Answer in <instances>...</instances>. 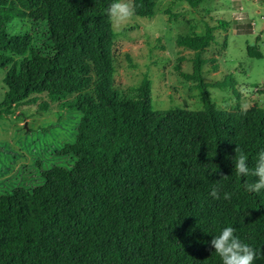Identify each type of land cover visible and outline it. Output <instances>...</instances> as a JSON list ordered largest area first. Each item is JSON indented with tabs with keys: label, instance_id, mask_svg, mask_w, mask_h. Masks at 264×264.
Listing matches in <instances>:
<instances>
[{
	"label": "trees",
	"instance_id": "trees-1",
	"mask_svg": "<svg viewBox=\"0 0 264 264\" xmlns=\"http://www.w3.org/2000/svg\"><path fill=\"white\" fill-rule=\"evenodd\" d=\"M158 1L134 0L135 15L153 18ZM184 1L196 7L203 0ZM110 3L0 0L7 88L0 107L46 95L81 114L74 141L56 153L73 158L70 168L42 169L44 182L32 190L0 194V264H221L210 241L227 226L256 250L254 264H264V193H246L244 178L233 172L236 148L250 168L264 149V109L226 113L212 103L202 57L216 42L210 25L202 36L177 41L195 53L193 73L181 75L197 83L203 111H156L147 80L137 99L119 100L111 87ZM21 10L46 27L49 40L41 47L26 32H9ZM248 52L263 58L253 47ZM92 66L96 94L81 95ZM213 188L221 199L210 195ZM225 191L231 200H223Z\"/></svg>",
	"mask_w": 264,
	"mask_h": 264
},
{
	"label": "rangeland",
	"instance_id": "rangeland-1",
	"mask_svg": "<svg viewBox=\"0 0 264 264\" xmlns=\"http://www.w3.org/2000/svg\"><path fill=\"white\" fill-rule=\"evenodd\" d=\"M126 2L134 9V0ZM21 11L24 15L9 24V32H26L33 46L41 47L49 40L46 27L31 20L27 10ZM111 25L115 33L111 87L119 100L137 99L139 87L147 80L156 111H203L197 83L181 75L193 73L195 53L177 41L181 36H202L210 25L216 42L202 57L212 103L226 113L256 105L264 109V0H203L196 7L184 0H160L153 18L134 13L124 21L112 20ZM249 47L259 50L263 58L251 57ZM5 74L0 73V105L7 91ZM90 76L92 83L81 95L96 94L93 66ZM35 98L34 104L0 107V194L17 187L32 190L44 182L42 169L73 165L72 157L56 153L74 141L81 114L63 108L64 100Z\"/></svg>",
	"mask_w": 264,
	"mask_h": 264
},
{
	"label": "clouds",
	"instance_id": "clouds-1",
	"mask_svg": "<svg viewBox=\"0 0 264 264\" xmlns=\"http://www.w3.org/2000/svg\"><path fill=\"white\" fill-rule=\"evenodd\" d=\"M106 14L114 21H124L134 15V9L126 0H112ZM233 164L235 176L244 178L241 187L246 193L257 195L264 193V149L256 153L255 166L250 168L247 155L236 148ZM249 176L255 178L253 182L247 181L246 178ZM210 195L214 199H221L218 188H213ZM232 195L225 191L222 198L228 201ZM235 231L234 227L227 226L220 230L218 235L212 236L210 244L214 253L220 258L221 264H254L257 258L256 250L243 242Z\"/></svg>",
	"mask_w": 264,
	"mask_h": 264
}]
</instances>
